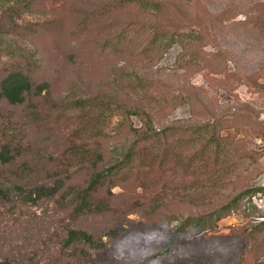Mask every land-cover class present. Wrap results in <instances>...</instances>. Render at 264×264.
<instances>
[{
	"label": "rangeland",
	"instance_id": "rangeland-1",
	"mask_svg": "<svg viewBox=\"0 0 264 264\" xmlns=\"http://www.w3.org/2000/svg\"><path fill=\"white\" fill-rule=\"evenodd\" d=\"M14 69L51 87L0 103V182L68 179L0 201L1 261L264 264V0H0Z\"/></svg>",
	"mask_w": 264,
	"mask_h": 264
},
{
	"label": "trees",
	"instance_id": "trees-1",
	"mask_svg": "<svg viewBox=\"0 0 264 264\" xmlns=\"http://www.w3.org/2000/svg\"><path fill=\"white\" fill-rule=\"evenodd\" d=\"M152 6L159 5L154 2H147ZM51 87L49 80L35 81L31 75L22 69H14L9 71L0 82V103L7 102L14 106H21L32 101V96L42 94L44 90L49 91ZM20 151L12 152L7 146L0 148V163L14 164L20 156ZM66 177L57 178L53 183L37 184L27 186L23 183H3L0 182V201H6L13 205L19 204H38L41 200L52 199L56 197L63 189ZM114 235H118L122 230L112 229ZM76 242L87 243L94 247L103 246L104 242L99 241L95 235L84 229H72L69 231L65 244L70 245ZM0 264H9L7 260H0ZM119 264H125L120 262Z\"/></svg>",
	"mask_w": 264,
	"mask_h": 264
}]
</instances>
